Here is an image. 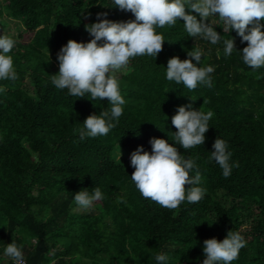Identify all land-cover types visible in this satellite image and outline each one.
Here are the masks:
<instances>
[{
    "label": "trees",
    "instance_id": "trees-1",
    "mask_svg": "<svg viewBox=\"0 0 264 264\" xmlns=\"http://www.w3.org/2000/svg\"><path fill=\"white\" fill-rule=\"evenodd\" d=\"M113 6L111 0H0V30L6 19L18 26L17 34H7L16 41L10 52L16 78L0 81V254L15 241L28 264H154L159 252L168 254V264H202L203 241L233 230L246 244L231 264H264V67L243 63L238 50L247 42L241 44L235 30L224 32L218 17L208 18L221 35L217 44L189 37L177 20L156 29L165 41L155 58H130L116 73L126 103L115 127L81 140L76 130L109 107L107 98L67 95L51 84L50 74L58 72L56 54L68 39H91L84 24L97 12L115 21L134 19ZM230 35L237 50L225 56L222 41ZM197 48L204 51L201 64L214 66L211 87L190 91L166 80L167 60L185 59ZM184 104L213 112L202 145H175L195 160L206 192L196 203L168 209L139 194L130 158L119 162L117 150L142 145L150 152L152 137L173 143L171 117ZM217 136L235 163L228 177L209 159ZM95 186L104 199L77 209L72 194ZM121 195L126 204L117 202Z\"/></svg>",
    "mask_w": 264,
    "mask_h": 264
},
{
    "label": "clouds",
    "instance_id": "clouds-1",
    "mask_svg": "<svg viewBox=\"0 0 264 264\" xmlns=\"http://www.w3.org/2000/svg\"><path fill=\"white\" fill-rule=\"evenodd\" d=\"M113 7L131 12L134 19L115 21L107 19V12H97L92 23L84 24L91 37L87 42L68 39L56 54L58 72L51 75V84L56 89H66L70 96L85 97L90 100L107 98L108 108L98 114L88 115L77 129L79 139L104 136L115 127L126 103L119 89L117 70L125 68L130 58L137 56L156 57L165 41L157 28L183 21L189 37H200L211 44L221 42V35L209 22L216 16L223 31L235 30L240 43L246 46L238 50L243 63L255 70L264 67V0H111ZM190 11H186L185 9ZM199 14V19L193 11ZM104 17V18H102ZM208 21V22H206ZM16 41L10 35L0 33V81L13 80L16 71L11 50ZM223 54L230 55L235 47L234 37L224 39ZM237 50V49H236ZM219 54V49H217ZM48 61L50 59L47 47ZM203 49L187 51V58L172 56L167 60L165 79L182 84L193 90L198 84L211 87L212 65H202ZM195 61V63L193 62ZM5 88L0 85V92ZM192 99V98H191ZM213 112L196 109L191 104L178 105L171 117L175 126L173 143L163 138L149 139L151 151L138 145L130 153V166L134 171L131 182L143 198L154 201L161 207L177 208L182 201L196 203L203 198L206 189L201 186V174L195 160L185 158L178 152L176 144L184 150L202 145L209 129ZM210 160L220 167L222 175L228 177L235 163L227 142L216 137L209 151ZM121 151L116 159L120 162ZM189 185V187H185ZM74 204L82 211L90 210L94 202L103 200L104 194L98 186L82 188L72 194ZM118 203H127L124 195L117 197ZM246 244L238 231L229 230L226 236L207 238L203 241L202 264H231L238 258L239 250ZM8 258L12 264H25L22 247L15 241L5 244L0 260ZM165 252L153 256L154 264H168Z\"/></svg>",
    "mask_w": 264,
    "mask_h": 264
},
{
    "label": "rangeland",
    "instance_id": "rangeland-1",
    "mask_svg": "<svg viewBox=\"0 0 264 264\" xmlns=\"http://www.w3.org/2000/svg\"><path fill=\"white\" fill-rule=\"evenodd\" d=\"M6 22L7 24L4 26V28H2L0 30V33H4V34H9V33H18L17 29H18V26L13 23V21L11 19H6ZM22 30V28H20V31ZM125 70V68L121 69V70H117V75L119 76L121 74V71L123 72ZM120 151H121V156L123 157H127V158H130V153L131 152H128V151H125L124 149H121L120 148ZM119 152V149L117 150V154Z\"/></svg>",
    "mask_w": 264,
    "mask_h": 264
},
{
    "label": "crops",
    "instance_id": "crops-1",
    "mask_svg": "<svg viewBox=\"0 0 264 264\" xmlns=\"http://www.w3.org/2000/svg\"><path fill=\"white\" fill-rule=\"evenodd\" d=\"M8 263V258H4V260L2 262H0V264H7Z\"/></svg>",
    "mask_w": 264,
    "mask_h": 264
},
{
    "label": "built area",
    "instance_id": "built-area-1",
    "mask_svg": "<svg viewBox=\"0 0 264 264\" xmlns=\"http://www.w3.org/2000/svg\"><path fill=\"white\" fill-rule=\"evenodd\" d=\"M24 259H25V258H24ZM25 264H28L26 259H25Z\"/></svg>",
    "mask_w": 264,
    "mask_h": 264
}]
</instances>
